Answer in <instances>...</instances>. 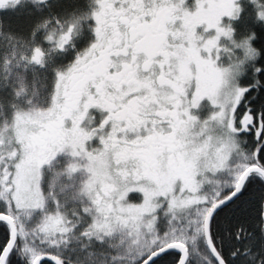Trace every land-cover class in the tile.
Masks as SVG:
<instances>
[{
  "label": "snow or ice",
  "instance_id": "1",
  "mask_svg": "<svg viewBox=\"0 0 264 264\" xmlns=\"http://www.w3.org/2000/svg\"><path fill=\"white\" fill-rule=\"evenodd\" d=\"M0 264H264V0H0Z\"/></svg>",
  "mask_w": 264,
  "mask_h": 264
}]
</instances>
